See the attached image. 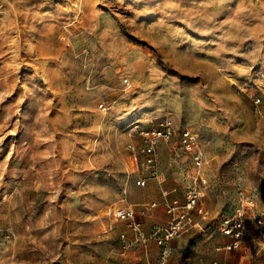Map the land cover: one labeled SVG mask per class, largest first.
Segmentation results:
<instances>
[{
	"label": "rangeland",
	"instance_id": "rangeland-1",
	"mask_svg": "<svg viewBox=\"0 0 264 264\" xmlns=\"http://www.w3.org/2000/svg\"><path fill=\"white\" fill-rule=\"evenodd\" d=\"M167 116L206 148L216 222L166 264L228 261L218 225L238 187L264 210V0H0V264L163 261L160 187L137 186L129 144ZM118 205L138 211L146 247Z\"/></svg>",
	"mask_w": 264,
	"mask_h": 264
},
{
	"label": "built area",
	"instance_id": "built-area-1",
	"mask_svg": "<svg viewBox=\"0 0 264 264\" xmlns=\"http://www.w3.org/2000/svg\"><path fill=\"white\" fill-rule=\"evenodd\" d=\"M141 143H130L129 149L136 161V168L141 170L142 166L148 168V172L158 179L161 185L164 205L169 215V223L164 227H157L153 237L162 249L163 261L154 264H166L171 254V241L183 234L201 229L203 222L214 221V213L208 210L201 200L207 179L203 173L205 165L209 162L206 148L199 140L195 132L190 128L179 129L170 117L157 120L150 128L140 131ZM176 141L171 146V155L168 160L170 166H174L181 155L187 154L192 159V167L184 171L186 183L184 186V197L171 198V191L163 185L165 177L158 171V145L161 140ZM141 164V166H140ZM147 176H139L136 180L138 186L147 184ZM111 214L117 221L126 222L136 234V241H148L142 230V222L138 219L136 210L123 205L111 209ZM249 223L255 228V233L261 237L258 254L264 255V210H258L256 201L247 191L238 187V207L230 214L220 218L218 230L232 238L225 246L227 250L241 247L244 238L249 231ZM125 238V234H122ZM199 264H218L216 261H201Z\"/></svg>",
	"mask_w": 264,
	"mask_h": 264
},
{
	"label": "crops",
	"instance_id": "crops-1",
	"mask_svg": "<svg viewBox=\"0 0 264 264\" xmlns=\"http://www.w3.org/2000/svg\"><path fill=\"white\" fill-rule=\"evenodd\" d=\"M175 141H176V138H174V139H173L172 141H170V142H167V141H164V140H161V141L159 142V145H158V156H159V159H158V171L161 173V175H163V176L165 177V182L163 183V185H164L165 187H167L170 191H171V189H170V187L168 186V183H167V182H168V179H170V178H172V180L175 182V183L173 182L174 184H179V185L181 186V191H179L178 193H175V192L172 193V191H171V193H170V197H171V198L179 197V198L183 199V197H184V186H185V183H186V178H185V175H184V171H185L186 169L191 168L192 165H193V163H192V159H191V157H190L189 155H187V154H183V155L180 156L178 162H177L174 166H170V165L168 164V160H169L170 155H171V146H172V144H173ZM169 147H170V151H169V156H168V158H167V164L169 165V167H171V169H170V172H171V173H165V172H163V171L161 170V168H160V155H161V152H162L163 149H165V148H168V149H169ZM208 163H209V162H208ZM208 163H207V164H208ZM207 164L205 165V167H204V169H203V173H204L205 177L207 176L206 171H205ZM142 167H143L142 170H139V169L136 168V167L133 168L132 171H131V174L135 176V182H136L137 178H138L139 176H141V174H142L143 176H147V177H148V179H147V184H146L145 186H139V187H146V186L149 184V181H150L151 179H155V180L157 181V183H158V185H159V187H160L161 197H160V199H159L158 201H157V200H154V201L151 203V207H152V208H156V207L160 206V207H162V209L164 210V212H165V214H166V217H167V218H166V221H165V224H164V225H161V227H164V226H166V225L169 223V215L167 214L166 209H165L164 198H163V195H162L161 185L159 184L158 179L155 178V177H153L152 174H150V173L148 172V168H147L146 166H142ZM206 179H207V177H206ZM207 182H208V181H207ZM137 186H138V185H137ZM244 189H245V188H244ZM245 190H246L247 193H248V194H249V195H250V196L256 201L257 206H258V210H261V207H260V205H259V203H258V200L256 199L255 195H254L251 191H249V190H247V189H245ZM204 197H205V191H204V196H203V198H202V200H201V203H202V204H203L208 210H210V211L213 212V209H211L210 207L207 206ZM237 203H238V191H237ZM126 207H128V206H126ZM130 208H132V207H130ZM133 209H134V208H133ZM136 213H137V217H138V219L142 222L141 217H140V215H139V213H138L137 210H136ZM215 218H216V216L214 215V218L212 219V220L214 221V223L216 222ZM219 219H220V218H219ZM121 222H123V221H121ZM124 223H126V222H124ZM214 223L210 224V222H203V223H202V228H201V229L193 230L192 232L187 233V234H183V235H181V236H179V237L186 236V235H189V234H191V233H195V232H203V231H204L205 229H207L209 226H214V225H215ZM126 224H127V223H126ZM249 224H250V225H249L248 235L244 238L241 247L238 248V249H234V250H236V253L231 254V256H230V258H229L228 261H224L223 263L219 262V261L216 260V259H213V260H202V261H211V262H212V261H216V262H218V264H242V263H243V259L245 258V256H247L246 253H248V254L250 255V252H251L250 257H251V258H256V256L258 255L259 247H260L259 244H260L261 237L258 236V235L255 233L254 225H253L252 223H249ZM128 227H129V226H128ZM129 228H130V227H129ZM130 231L133 233V237L135 236V237L137 238V234H136L132 229H130ZM220 233H221V232H220ZM221 234L223 235V237H221L220 240H221L223 243H225V244H224V246H221V247H219V248H220V249H225V250H227V249L225 248V246H226L227 244H229V243L232 241V238L229 237V236H227V235H224L223 233H221ZM179 237L173 239V240L171 241V243H172L174 240L178 239ZM154 239H155V238H154ZM155 240H156V239H155ZM139 242H142V244L146 247V245H147V241L144 242V241L140 240ZM156 242H157V241H156ZM242 249H246L247 251H244V250H242ZM249 250H250V251H249ZM256 250H258V251H256ZM228 251H229V250H228ZM252 252H253V253H252ZM226 258H227V257L225 256V260H226ZM167 260H168V259H167ZM200 262H201V261H200ZM200 262H199V263H200ZM166 263H167V261H166ZM199 263H198V264H199ZM150 264H154V263H150Z\"/></svg>",
	"mask_w": 264,
	"mask_h": 264
}]
</instances>
